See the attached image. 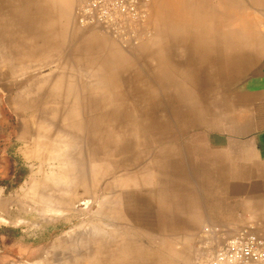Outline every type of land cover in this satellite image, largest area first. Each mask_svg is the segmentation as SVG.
I'll return each instance as SVG.
<instances>
[{"label":"rangeland","instance_id":"rangeland-1","mask_svg":"<svg viewBox=\"0 0 264 264\" xmlns=\"http://www.w3.org/2000/svg\"><path fill=\"white\" fill-rule=\"evenodd\" d=\"M158 1L148 3L144 34L136 41L124 43L102 28L82 26L76 14L80 0H70V18L57 10L59 0H0V55L3 56L0 92L11 116L18 119L13 135H16L15 153L24 164L18 184L11 188L0 185V223L25 229L26 234L36 239L42 237L50 224H62L58 235H51L48 242L35 247L34 258L13 264L48 261L50 245L65 231L85 221L99 224L107 233H103L105 239L98 235L100 238L92 236L93 240L107 242L109 237L108 241L117 247L104 243L100 253L92 250L94 256L89 249L91 256L88 257L87 243L92 242L90 235L96 234H90L85 227L84 232L80 231L85 240L71 238L67 242L71 244L67 246L71 248L67 250L71 255L74 246L79 251L78 244L85 246H81L84 251L87 249L86 258L80 257L83 250L77 255L78 260L83 259L78 261L80 264H197L206 252L216 249L241 229L264 224V219H249L239 229L222 231L221 226L213 223L208 217V202L215 199V192L208 187L211 173L205 168L214 137L230 135L249 119L246 109L242 108L247 103L242 98V88L264 72V44L216 42L223 39L220 36H214L215 42L204 46L177 42L183 33L191 36L184 39L194 40V32L200 25L213 35L220 31L221 19L224 27L233 23L231 20L235 21L238 13L236 0H229L227 8H222L225 5L222 0L193 3L175 0L176 25L163 21L157 9ZM239 6L242 9L247 3L239 0ZM226 14L229 19L232 16L231 22L225 19ZM58 36L61 41L54 42ZM91 40L101 43L94 47L93 54L89 51ZM40 59L48 67L46 75L41 74L40 68L36 69ZM186 64L191 65L190 70ZM30 65L31 71L27 67ZM25 67L29 70L26 77L20 78L22 73L13 76L19 70L25 71ZM58 75L73 84L67 101L71 105L75 100L82 106L87 104L78 91L80 87L85 90L86 86L94 85L102 89L108 85L110 90V105L98 110L100 115L104 114L98 126L100 167L109 172L97 187L96 195L105 202L104 214L99 216L93 214L97 203L92 213L77 218L69 212L60 216L47 214L40 204L23 193L31 176L43 177L37 172L39 166L48 169L47 163L28 160L24 155L28 154L26 150L31 151L32 147L28 146L37 138L34 116L43 113L51 93L49 88ZM45 77L50 80L43 89L38 91L35 87L32 93H20L33 78L37 79L34 86L39 87ZM17 96L27 99L26 109L16 108L20 100ZM72 217L74 221L70 222ZM1 218L8 221L3 222ZM207 227H218L220 233L207 234ZM73 244L76 245L72 247ZM71 255L67 256L72 258Z\"/></svg>","mask_w":264,"mask_h":264},{"label":"bare ground","instance_id":"bare-ground-1","mask_svg":"<svg viewBox=\"0 0 264 264\" xmlns=\"http://www.w3.org/2000/svg\"><path fill=\"white\" fill-rule=\"evenodd\" d=\"M188 1L190 3H193L195 0H188ZM158 2H159L158 3L159 5L157 9L161 12L163 21H169L171 24L172 22H175L174 20L176 18L173 13L175 0H159ZM58 4L59 5H58L57 10L62 15H64L65 18H70L71 17L70 0H59ZM190 8H192V6H190ZM53 41L58 43L59 41H61V38L59 36L55 37ZM91 42H89V45H90L89 51L91 54H93L94 49H95L94 47H97V45L101 43L93 42L92 40ZM15 58L16 59L18 58V61H19V57L16 56ZM2 60H3V56L0 55V63H2ZM40 61L41 63L40 65H38L39 67H36V69L40 68L42 72L41 74L46 75L45 73L47 72L48 67L46 63L44 62V60L40 59ZM50 64L52 65V63ZM27 67L28 69L32 68L31 65ZM28 69L26 68L25 71L22 70L23 72H21L18 69L19 73H16L13 76L15 77L16 75L19 76V74L22 73L20 74L19 77L20 78L26 77L30 70ZM15 70L17 71V69ZM33 70H34V67H33ZM12 73L14 74V72ZM42 79H44L45 82H43V84H40L39 87H37V85L34 86L35 85L34 81H36L37 79L33 78V81L31 82L29 81L30 82V83L28 82L29 85L25 88V90H23L20 93L24 92L23 94H25L26 91H31L32 93L35 87L36 89L38 88V91L41 90V88L43 89V86L48 85L47 83L50 79H48V77H45ZM72 86L73 84H71L70 81H68L67 78H65V76L58 75L56 77L54 84H52L49 88L51 90V93L48 94L49 97L46 98V101H45L46 106L42 110L43 113L37 114L36 116L32 114L34 116L33 122H35V125H36L35 138L36 137L37 138L34 139V141L32 142L33 143L32 145L28 146L29 148L32 147L30 148L31 151L26 150L25 153L28 152V154L26 153L24 156H26L28 160L37 159V160H40L41 162L47 163L48 169L43 168L44 165L39 166V171L37 172H40L43 177L41 176L42 178L40 179V178H36V176H31L32 178L30 177L31 179L29 181L27 180V184H26L27 186L25 189H23L24 190L23 193L25 194L27 198L32 200V202L34 201L35 203L40 204L41 209H43L47 214L49 212H52V213H57L60 216V214L62 213L69 212V213H75L74 218H77L86 213L87 214L92 213L94 210V204L97 203L98 207L93 212L94 216L95 215L97 216L98 214L101 215V213L104 214V212L102 211H105L103 210L105 202H103L102 200H99L98 195H96L97 187L101 179L104 178L105 175L109 173L107 172V170L104 169V166L102 168L100 167L101 159L99 156L100 153L98 151V134H99L98 126L102 123L99 120H101V118L102 119L104 118V114L103 116L100 115L98 110L99 108H102L105 106L108 107V105H110V102L112 101V98L109 92L110 91L109 88L107 89L108 85L107 86L104 85L105 88H102V89L99 87L100 90L99 88L97 89L98 86L96 85H95L96 87H94V85L90 87L86 86L87 88L86 89L84 88L85 90H80L81 89L80 87L78 91L80 92L81 95L84 96L85 100L87 101V104L82 106V103H80V101L78 103L77 100H75V103L71 105L67 101L69 98L68 95L71 91V88H73ZM64 88H66V90H64ZM74 91L78 93L77 89H75ZM23 97H21V99L19 97L18 98L22 100ZM24 98H27V97H24ZM24 98L22 100L23 103L20 100L18 101L19 103L21 102L22 104H19V103L17 104V101L14 102L15 104H17V106L15 105L17 109L18 108L26 109L28 105L26 104L27 103L26 100L28 98L26 100H24ZM28 103H29V100H28ZM50 103H53V104L49 105ZM50 122H53V123H50ZM75 148L78 149V152ZM104 162L102 161V164H106L107 160H106V163ZM109 166H111V163H109ZM34 173L36 174L35 171ZM104 198L105 197L103 196V199ZM105 201H109V200H105ZM110 212H112V209L110 210ZM116 213H119V212H116ZM111 215L114 216L113 214ZM74 218L72 217L70 220L69 219L68 220L72 222L74 221ZM2 221L6 222L8 220L2 219ZM83 223L82 224L80 223L78 226L74 224L75 225L74 227L71 226L72 228L70 230H68L67 232L65 231L66 233L64 232L62 236L60 235V237L57 238L56 242L54 241L53 244L50 245L51 248H50V251H48L50 252V254H49V257L47 256L48 261L44 262L43 260L42 261L40 260L39 262L35 261V263L34 262L32 263L33 264H80V262L78 261L83 260L80 258L78 260L77 258V255L78 257L80 256L79 255L80 252H82L80 257L86 258L84 256V252L87 249H88V252H86V254L88 253L87 256L89 255V251H90L89 249H91V252H92L91 254H93L94 256L95 253L96 254L100 253L105 248L104 243L108 242L109 246H110V243H112V245L114 244L113 246H115V243L108 241L109 237H108L107 242L104 241L105 239L104 234H107V233L103 231V229L99 226V224L97 223L93 224L92 221L90 223L86 221ZM85 227L90 234H93V233L96 234V235L94 234L90 235L88 233L90 237L96 236L100 238L102 236L104 238L103 239L104 242L101 239L96 238L93 240V237L92 239L87 237L92 240V242H88V243L87 241H85L88 244V247L90 248H87V249L85 248L86 250L84 251L83 248L85 246L83 245L84 246L83 247L81 244V246L83 247L81 248V246L78 244V247L81 248V249L79 248V251L80 250H83V251L77 252L78 248L77 246H74L78 243L77 242L76 244L72 245V247L74 246L75 249L72 250L73 252L71 251L72 252V255H71L69 251L67 252V250L71 247L70 246L71 244L70 243L68 244L67 242L71 238H73L74 241L85 240L86 238H84V236H82L80 233V231L83 228L85 229ZM81 232H84V230H82ZM99 233L101 234L104 233V234L100 235ZM112 233L113 232H111V234ZM80 236H82L84 239ZM89 243H92V245L91 244L89 245ZM120 243H122V241ZM87 244H86V247H87ZM67 246H70V247H67ZM59 247H61L60 250L58 249ZM67 253L70 254L72 258H70V256H67L68 255ZM88 259L89 258H87L85 262H87Z\"/></svg>","mask_w":264,"mask_h":264},{"label":"crops","instance_id":"crops-1","mask_svg":"<svg viewBox=\"0 0 264 264\" xmlns=\"http://www.w3.org/2000/svg\"><path fill=\"white\" fill-rule=\"evenodd\" d=\"M222 1L225 2L222 8H227L229 0ZM243 2L247 3V8L240 9L239 0H236V20H231L233 23L224 27V20L221 19L219 32H213L211 35L205 26L200 25L194 32V40L184 39L191 36L183 33L184 35L178 36L177 42L204 46L215 42L214 36H220L223 39L216 42L264 44V3L261 4L264 0ZM230 12L233 14L231 10ZM258 12L262 13L261 17ZM225 19L230 20L227 14ZM176 23L175 21L174 24ZM186 66L191 69L190 64ZM204 84L206 83L203 82ZM242 90V98L247 101L242 108L246 109L249 119L230 135H216L210 145L212 153L205 161V168L211 173L208 187L215 192V199L208 202V217L213 223L221 226L222 231L239 229L249 219H264V72L246 83Z\"/></svg>","mask_w":264,"mask_h":264},{"label":"built area","instance_id":"built-area-1","mask_svg":"<svg viewBox=\"0 0 264 264\" xmlns=\"http://www.w3.org/2000/svg\"><path fill=\"white\" fill-rule=\"evenodd\" d=\"M151 0H80L76 14L85 27H99L121 42L136 41L144 34ZM143 30V31H142ZM205 232L220 233L207 227ZM197 264H264V224L241 229Z\"/></svg>","mask_w":264,"mask_h":264},{"label":"flooded vegetation","instance_id":"flooded-vegetation-1","mask_svg":"<svg viewBox=\"0 0 264 264\" xmlns=\"http://www.w3.org/2000/svg\"><path fill=\"white\" fill-rule=\"evenodd\" d=\"M9 130L10 136H0V185L6 188L14 187L23 175L24 164L15 153L18 119L11 117ZM13 130V131H12ZM16 134V133H15ZM62 230V224H50L48 230L36 239L25 233V229L13 227V225H2L0 223V264H13L24 258L35 257V247L48 242L51 235H58ZM16 264V263H15Z\"/></svg>","mask_w":264,"mask_h":264},{"label":"water","instance_id":"water-1","mask_svg":"<svg viewBox=\"0 0 264 264\" xmlns=\"http://www.w3.org/2000/svg\"><path fill=\"white\" fill-rule=\"evenodd\" d=\"M11 117L12 116L10 112L5 106L2 93L0 92V136L1 137H6V135L10 136L12 134V132L8 128L11 125L10 123Z\"/></svg>","mask_w":264,"mask_h":264}]
</instances>
